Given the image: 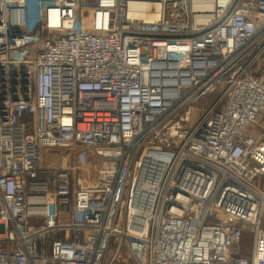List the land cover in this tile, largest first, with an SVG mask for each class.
Wrapping results in <instances>:
<instances>
[{
  "label": "built area",
  "instance_id": "obj_1",
  "mask_svg": "<svg viewBox=\"0 0 264 264\" xmlns=\"http://www.w3.org/2000/svg\"><path fill=\"white\" fill-rule=\"evenodd\" d=\"M261 178L264 0H0V264H264Z\"/></svg>",
  "mask_w": 264,
  "mask_h": 264
},
{
  "label": "rangeland",
  "instance_id": "obj_2",
  "mask_svg": "<svg viewBox=\"0 0 264 264\" xmlns=\"http://www.w3.org/2000/svg\"><path fill=\"white\" fill-rule=\"evenodd\" d=\"M219 93L220 91L208 95L204 99L200 100L196 104V107H198V109H204L210 106L216 101ZM197 113L199 112L197 111ZM42 160L45 167L50 169L59 170L62 167L72 169L73 176L82 177L86 183H88V181L92 182L96 179L97 163L99 162V159L90 151L81 149L74 151L50 149L43 153ZM254 184L259 187L261 191H264V178L257 180ZM251 243L252 234L248 229H246L242 245L245 253H248L247 251L250 249Z\"/></svg>",
  "mask_w": 264,
  "mask_h": 264
},
{
  "label": "bare ground",
  "instance_id": "obj_3",
  "mask_svg": "<svg viewBox=\"0 0 264 264\" xmlns=\"http://www.w3.org/2000/svg\"><path fill=\"white\" fill-rule=\"evenodd\" d=\"M130 6H131V4H130ZM157 6V13H158V10H159V6H158V4L156 5ZM134 7H137V8H139L138 10H137V12L136 11H132V12H130V14L131 15H133V16H138V17H141V18H144V19H146L147 17H148V15H147V9L149 8V5H147V4H132V7H131V10H133L134 9ZM157 13H155V15L157 14Z\"/></svg>",
  "mask_w": 264,
  "mask_h": 264
}]
</instances>
